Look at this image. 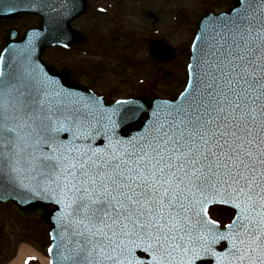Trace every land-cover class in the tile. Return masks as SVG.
<instances>
[{"label": "snow or ice", "instance_id": "1", "mask_svg": "<svg viewBox=\"0 0 264 264\" xmlns=\"http://www.w3.org/2000/svg\"><path fill=\"white\" fill-rule=\"evenodd\" d=\"M196 40L179 102L155 107L0 70V184L56 205V264H264V0Z\"/></svg>", "mask_w": 264, "mask_h": 264}, {"label": "rangeland", "instance_id": "2", "mask_svg": "<svg viewBox=\"0 0 264 264\" xmlns=\"http://www.w3.org/2000/svg\"><path fill=\"white\" fill-rule=\"evenodd\" d=\"M89 1L98 5L101 0ZM233 3V0H136L128 18L133 27L130 36L124 27L117 32L112 30L115 25L99 29L98 25L105 22L106 17L90 12L73 24L89 31L83 43L71 50L59 47L47 49L43 58L59 68L72 67L77 77L85 83H94L99 92L108 96L110 91L124 96L136 90L134 94L140 91L174 98L186 84L188 45L196 34L198 19L208 10H227ZM146 12L151 13L148 16ZM32 24H37V17L0 20V49L8 26L25 28ZM149 31L152 35L159 31L180 48V54L160 66L147 49ZM131 39L134 44L131 48L125 47ZM159 67L162 71H158ZM139 79L146 80L140 83ZM109 98L111 101L115 97L111 95ZM17 210L12 202L0 203V264L16 256L23 244L47 255L51 242L49 229L41 224L39 216L21 217ZM212 214L222 222L231 215L218 208H213ZM28 264L44 263L39 258H30Z\"/></svg>", "mask_w": 264, "mask_h": 264}, {"label": "water", "instance_id": "3", "mask_svg": "<svg viewBox=\"0 0 264 264\" xmlns=\"http://www.w3.org/2000/svg\"><path fill=\"white\" fill-rule=\"evenodd\" d=\"M236 6L237 0H235V6L227 12L207 14L199 23L198 35H200L202 31L209 29L217 16L230 13ZM86 10V0H0V17L14 18L25 14H36L40 16L39 25L27 30L22 38L17 37V30H9L5 40L6 48L4 53L6 54L2 58L3 63L1 70L6 74H13L21 72L25 65H30L37 71L42 67L49 76L55 77L65 87L74 89L86 96L97 97L89 89L80 87L74 82H70V73L67 70L58 72L53 66L47 65L41 58L45 50L51 46H72L85 38L83 33L71 27L70 22L86 12ZM194 45L199 47L200 42L196 40ZM150 51L151 54L159 60L169 61L174 56V51L171 46L167 45L162 40L152 42ZM193 55L194 52L192 49V57ZM191 63H193V59ZM179 99L180 97L176 101H167L159 98L149 100L145 97H138L132 100H137L145 105H152L155 107L157 103L161 105L169 102L178 103ZM101 100L105 107H113L116 105V103L106 104L102 98ZM147 118L148 117H146V119ZM135 130L136 128L131 130L124 129V132L130 134V132H134ZM0 200H13L19 205L18 212L21 216L38 214L41 216L43 225H53L51 228L53 244L50 254L52 264H56L58 261V253L61 251L60 248L53 247L54 244L60 243L59 237L57 236L59 229L55 216L56 209H48V202H28L23 190L11 184H0ZM38 202H40V204H38ZM54 236L56 237L55 239Z\"/></svg>", "mask_w": 264, "mask_h": 264}, {"label": "flooded vegetation", "instance_id": "4", "mask_svg": "<svg viewBox=\"0 0 264 264\" xmlns=\"http://www.w3.org/2000/svg\"><path fill=\"white\" fill-rule=\"evenodd\" d=\"M135 1L136 0H101L99 2V4H98V7L97 6H91L90 5L88 13L94 12V13H96L98 15H102V16L106 17L105 18L106 21L105 22H102V24L98 25V28L99 29L101 27H105L106 29H108L112 25H115L112 30L115 31V32H117L118 30H120L121 27H124L127 30V34L130 36L131 35V30L130 29L133 28V27H131L132 25H131V22L128 20V18L130 16V14L132 13V5L134 4ZM100 8H102L103 10H101ZM150 13L151 12H146V15L149 16ZM107 24H108V26H107ZM80 29L85 30L87 33L89 32L88 30L84 29V27L83 28H80ZM147 37H148V47H147V49H149V44H150V42H151L152 39H154V38H162V37H165V36L161 35L160 32L157 31L153 35L150 32V35H148ZM129 43L130 44L125 45V47L131 48V46L134 44L133 39H131L129 41ZM175 49H176V55H179L180 54V48L178 46H176ZM148 52H149V50H148ZM101 53H103V50H101ZM149 55H150V53H149ZM153 59H155V58H153ZM156 62L160 66H162V65H164V64L167 63V62H164V61L162 62V61H158V60H156ZM66 68L69 69L72 79L78 80L80 82L85 83L84 81H82V78L81 77H77L76 76L75 71H74V69L72 67L66 66ZM158 71H162L161 67H159ZM145 80L146 79H139V82L140 83H144ZM85 84L89 85V87H91L97 93L102 94L108 100L110 99L109 97L111 95L114 96L115 98H119V97H132V96L135 95L134 92H137L135 90L134 92H131V93L123 96V95H115V92L114 91H110L109 94H111V95L108 96L105 93L99 92L100 90H98V88L96 87V85L94 83L91 82V84H88V83H85ZM138 85H141V84H138ZM113 88L116 89V87H113ZM139 93H146V92H140L139 91ZM214 208H216V209L217 208L218 209H223L224 211H226L228 213V215L231 214L233 216V212L229 208H224V207L221 208L220 206L214 207ZM231 215L229 216V220L232 218Z\"/></svg>", "mask_w": 264, "mask_h": 264}, {"label": "bare ground", "instance_id": "5", "mask_svg": "<svg viewBox=\"0 0 264 264\" xmlns=\"http://www.w3.org/2000/svg\"><path fill=\"white\" fill-rule=\"evenodd\" d=\"M28 255H36L37 257H39L43 261L44 264H49L48 258H45L40 251H37L35 248H33L32 246H30L28 244L21 245L16 258L7 264H22L23 260Z\"/></svg>", "mask_w": 264, "mask_h": 264}]
</instances>
